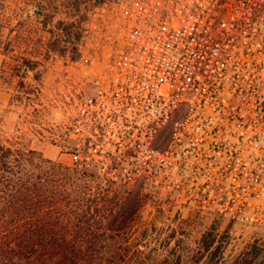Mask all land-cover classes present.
Listing matches in <instances>:
<instances>
[{
  "label": "built area",
  "instance_id": "obj_1",
  "mask_svg": "<svg viewBox=\"0 0 264 264\" xmlns=\"http://www.w3.org/2000/svg\"><path fill=\"white\" fill-rule=\"evenodd\" d=\"M82 37L54 98L71 166L264 227V0H89Z\"/></svg>",
  "mask_w": 264,
  "mask_h": 264
},
{
  "label": "trees",
  "instance_id": "obj_2",
  "mask_svg": "<svg viewBox=\"0 0 264 264\" xmlns=\"http://www.w3.org/2000/svg\"><path fill=\"white\" fill-rule=\"evenodd\" d=\"M18 1L17 10L7 15L5 0H0V44L5 49L14 45L12 40L17 44L23 41L21 28L25 24L35 21L30 28L33 34H39L41 26L52 22L48 33L53 38L48 39L46 47L60 53L70 52L71 60L79 56L81 24L89 0H63L61 3L64 8L79 13L78 25L69 20L76 13L67 9L57 11L54 6L47 10V4L39 0ZM21 2L24 5H20ZM59 13L64 17L55 19ZM26 19L30 22L25 23ZM11 32L14 36L8 41L5 33ZM33 34L26 40L30 42L36 38ZM39 40L37 37L32 44L37 45ZM3 54L7 53L3 51ZM28 54L12 55L16 63L10 71L5 58L1 62L8 82L18 77L19 88H23L27 73L41 65L37 55ZM39 75L36 72L33 79L38 81ZM36 90L37 87L30 91ZM71 167L76 173L51 165L39 151L23 150L0 140V264H151L146 231L138 234L132 229L138 218L139 199L135 198L125 209L127 198L120 196L121 190L99 185L88 188L83 178L91 175L89 173L107 182L96 168ZM110 184L120 188L126 186ZM154 251L157 254L158 248ZM153 262L264 264V246L256 241L248 243L237 256L227 260L216 228L210 227L186 260L178 256L174 262Z\"/></svg>",
  "mask_w": 264,
  "mask_h": 264
},
{
  "label": "rangeland",
  "instance_id": "obj_3",
  "mask_svg": "<svg viewBox=\"0 0 264 264\" xmlns=\"http://www.w3.org/2000/svg\"><path fill=\"white\" fill-rule=\"evenodd\" d=\"M28 1L25 0L29 3ZM39 1L47 4V10H51L54 6L57 11L67 9L61 4L63 0ZM18 2V0H5L4 11L7 15L17 10ZM20 5L24 4L21 2ZM69 9L67 10L71 13H76L69 20L75 21L78 25L79 13ZM62 16L61 13L56 14L55 19ZM42 18L43 16L40 20ZM26 22H30L29 19H26ZM34 23L35 21H32L21 28L23 41L19 44L12 40L14 32L5 33L7 40H12L14 44L12 47L5 49L0 44V140L8 141L13 147L23 150L39 151L51 165L61 167L69 173H76L71 167L68 136L62 132V124L67 120L66 115L54 102L55 92L57 93L59 87L57 82L60 78L64 79L63 75L68 67L65 61L66 55L69 56L70 52L60 53L46 47L48 39L53 38L48 33L52 28V22L44 27L41 26L39 34L32 33L30 27ZM29 34H33V37L35 35L36 38L40 37L37 45L32 44L36 38H33V42L26 40L27 37L31 38ZM79 39L80 53L76 59L84 54L82 29ZM3 51L7 53L6 56ZM19 52L27 56L28 53H34L41 60V65L35 71H29L23 79V88L18 87V77L8 82V77L1 69V62L5 58L10 71L16 63L11 56ZM36 72L40 74L38 81L33 79ZM35 87L37 90L31 93L30 90ZM89 174L83 178L88 188L99 185L102 188L109 186L112 190H121L120 196L127 198L125 209L129 208V204L135 198L139 199L138 218L133 223L132 229L138 234L143 230L146 231V241L151 247V264L153 261L174 262L178 256L182 261L186 260L195 252L199 239L210 227L216 228L217 239L223 245L224 257L227 260L237 256L248 243L256 241L264 246V227L241 223L235 218L224 215L204 213L194 201L181 197V190L173 185L169 186L159 180H137L126 185V188H120L116 184H110L109 181L105 183L98 177H93L97 175ZM156 248H158L157 254L154 251Z\"/></svg>",
  "mask_w": 264,
  "mask_h": 264
}]
</instances>
